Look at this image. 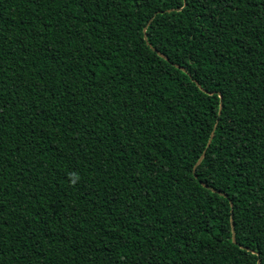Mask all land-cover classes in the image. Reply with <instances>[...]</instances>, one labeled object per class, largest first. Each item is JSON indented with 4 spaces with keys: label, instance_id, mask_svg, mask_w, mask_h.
Returning a JSON list of instances; mask_svg holds the SVG:
<instances>
[{
    "label": "trees",
    "instance_id": "1",
    "mask_svg": "<svg viewBox=\"0 0 264 264\" xmlns=\"http://www.w3.org/2000/svg\"><path fill=\"white\" fill-rule=\"evenodd\" d=\"M0 264H264V3L0 0Z\"/></svg>",
    "mask_w": 264,
    "mask_h": 264
},
{
    "label": "water",
    "instance_id": "2",
    "mask_svg": "<svg viewBox=\"0 0 264 264\" xmlns=\"http://www.w3.org/2000/svg\"><path fill=\"white\" fill-rule=\"evenodd\" d=\"M144 37L146 38V35H144ZM157 53H158V55H160V56L163 57L164 59H166V60L168 59L163 53H161V52H159V51H157ZM176 66H177L178 68H180L181 70L184 71V68H183L182 66H179V65H177V64H176ZM196 84H197V86H198L199 88H201L203 91H205V89H203V88L201 87V85H200L198 82H196ZM209 93H211V92H209ZM219 97L221 98V95H220V94H219ZM221 107H222V103L220 102V105H219V113H220V109H221ZM215 127H216V125H214V127H213V131H212L211 134H210V137H209V139H208V143H207V145H209L210 142H211V139H212V137H213V135H214V129H215ZM203 156H204V153H202V154L200 155L199 159L197 160L196 164H195L194 167H193V170H195V167L200 163V161L202 160ZM231 207H232V204H231ZM231 221H232V219H231ZM231 227H232V241L235 242V237H234V227H233V224H231Z\"/></svg>",
    "mask_w": 264,
    "mask_h": 264
},
{
    "label": "snow or ice",
    "instance_id": "3",
    "mask_svg": "<svg viewBox=\"0 0 264 264\" xmlns=\"http://www.w3.org/2000/svg\"><path fill=\"white\" fill-rule=\"evenodd\" d=\"M262 3H264V0H261Z\"/></svg>",
    "mask_w": 264,
    "mask_h": 264
}]
</instances>
